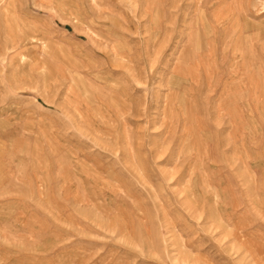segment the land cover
Listing matches in <instances>:
<instances>
[{
	"label": "rangeland",
	"instance_id": "1",
	"mask_svg": "<svg viewBox=\"0 0 264 264\" xmlns=\"http://www.w3.org/2000/svg\"><path fill=\"white\" fill-rule=\"evenodd\" d=\"M0 264H264V0H0Z\"/></svg>",
	"mask_w": 264,
	"mask_h": 264
}]
</instances>
